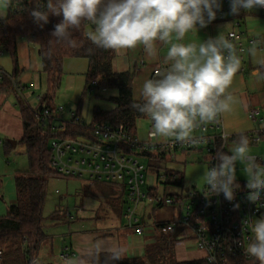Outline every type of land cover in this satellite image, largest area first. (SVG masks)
Segmentation results:
<instances>
[{
	"label": "clouds",
	"instance_id": "clouds-1",
	"mask_svg": "<svg viewBox=\"0 0 264 264\" xmlns=\"http://www.w3.org/2000/svg\"><path fill=\"white\" fill-rule=\"evenodd\" d=\"M18 2V0H17ZM29 15L41 28L50 16H62L53 26L49 40L54 45L77 48L74 34L82 25L89 26L88 41L95 48L112 50L126 55L130 50L142 49L155 55L159 46L167 48L163 61L150 78L140 86L139 96L132 107L151 121L144 140L146 148L157 143L207 144L204 136H196L198 128L216 123L233 111L235 98L230 91L240 68L234 43L223 33L199 44L183 43L189 33L207 27L217 18L221 0H31ZM13 0H0L9 7ZM231 15H239L264 8V0H229ZM0 18H3L0 16ZM89 53L93 49H88ZM254 51V49H253ZM233 136L235 147L229 153L217 151L209 155L203 166L202 181L206 197L223 194L225 200L235 199L237 162L245 165L247 199L252 203L264 196V163L249 154L250 140L245 130L225 126L221 140ZM239 207V205H235ZM251 237L243 248V255L254 264H264V216L245 221ZM126 248L115 239H96L78 256H61L62 264H114L124 259ZM209 257V260H213ZM30 264H42V257L34 256Z\"/></svg>",
	"mask_w": 264,
	"mask_h": 264
},
{
	"label": "built area",
	"instance_id": "built-area-1",
	"mask_svg": "<svg viewBox=\"0 0 264 264\" xmlns=\"http://www.w3.org/2000/svg\"><path fill=\"white\" fill-rule=\"evenodd\" d=\"M221 2L222 8L217 12V18L209 25L236 17L229 14V0H221ZM260 10L264 16V8ZM226 36L235 45L236 54L240 59L237 74H242L245 72L248 48L255 46L256 40L234 31L228 32ZM3 76L6 75L0 71V78ZM38 101H41V97ZM63 111V107H55L53 111L42 107L41 110L36 111L37 122L43 129H46L51 122L52 131H63L67 123L63 122V117L60 116ZM248 117L256 124V127L246 135L249 137L250 145H255L264 140V127L261 126L258 110H250ZM70 118V121L75 119V124L81 126L82 121L75 117V113H72ZM55 122L58 124L55 125ZM150 128L151 124L147 134ZM222 131V121L218 118L216 123L196 129L195 135L206 137L207 144L157 143L155 147L146 148L144 141L138 140L136 135H130L122 128L103 121L96 123L90 130L84 131L75 138L52 139L49 142L51 168L62 177L112 187L118 195L124 197L122 218L126 228L135 236L143 237L151 231L173 236L177 229H187L192 233L196 250L204 254L205 264H233V261L237 259L249 260L243 255V248L240 246L246 244L251 237L249 225L245 221L264 216V196L257 203L250 202L247 199L246 182L239 181L237 183L240 184V189L237 190L232 202L225 200L223 194L206 197L204 193H208L205 186L201 190L195 187L179 186L182 191L175 197L160 195L156 189L152 188L147 192L142 190L145 186L146 174L142 161L152 160L155 157L167 158L170 153L181 151L204 154L205 162L211 155L212 164H215L217 163L214 159L216 152L229 153L227 147L233 140L232 137L227 143L223 142ZM257 159L264 163L262 158L257 157ZM178 179L180 178L174 173L157 177L164 188L172 186L168 183ZM56 194L59 192L56 191ZM145 201L152 202L158 208L176 206L178 216L174 222L165 223L161 229L159 224L149 225L145 214L138 218V208ZM66 217L69 220L73 219L68 210ZM1 256L2 252H0ZM61 256L73 255L65 249ZM209 257L214 259L210 261Z\"/></svg>",
	"mask_w": 264,
	"mask_h": 264
},
{
	"label": "trees",
	"instance_id": "trees-1",
	"mask_svg": "<svg viewBox=\"0 0 264 264\" xmlns=\"http://www.w3.org/2000/svg\"><path fill=\"white\" fill-rule=\"evenodd\" d=\"M46 3V0H44ZM31 0H13L6 8V18L0 20V53L6 52L13 63L14 71L10 78L15 82L19 75L17 42L23 38L29 44H34L39 50L42 64V74L46 79L47 90L41 96L40 106L53 111V99L59 89L63 77V62L65 59H85L88 68L85 75L84 94L90 93L93 88L115 89L117 97L111 98L114 109L102 111L94 109L93 119L90 124L82 121L81 126L75 124V119L67 122L63 131H52L51 122L43 129L26 100L21 96L19 84H15L12 91L20 111L23 126V137L20 144L25 149L28 167L23 173L15 177L17 203L11 206L5 218L0 219V252L3 258L6 250L11 253L23 254V264H30L34 256L38 255L42 242L47 238L44 233L43 208L46 195L47 182L51 177L60 176L51 168L49 142L52 139L75 138L84 131L90 130L96 123L107 121L114 127L122 128L130 135H136V123L144 119L133 107V82L135 72L116 73L113 71L112 62L115 51L95 48L86 37L89 26L82 25L81 30L74 34L78 42L77 48H67L54 45L49 48V40L53 26L62 20V16H50L49 23L43 28L34 23L29 15L33 8ZM88 49H93L89 53ZM264 69V66H263ZM6 83H11L7 76L1 77ZM95 83V85L93 84ZM80 112L75 113L78 118ZM235 138H233L234 140ZM107 186L105 184L95 183ZM172 186H182L180 178ZM109 187V186H108ZM154 194V192H151ZM121 197V196H119ZM165 223H160V229ZM16 247V248H15ZM114 264H205V261L177 262L175 258L174 240L171 236L161 234L156 243L145 247L144 258H124ZM233 264H254L249 260L237 259Z\"/></svg>",
	"mask_w": 264,
	"mask_h": 264
},
{
	"label": "rangeland",
	"instance_id": "rangeland-1",
	"mask_svg": "<svg viewBox=\"0 0 264 264\" xmlns=\"http://www.w3.org/2000/svg\"><path fill=\"white\" fill-rule=\"evenodd\" d=\"M209 24L205 27L209 31ZM89 27L87 28V31ZM18 50L22 64L31 66L30 75H37L34 70L41 64L36 45L29 44L32 55L28 57V43L23 38H19ZM157 49H161L157 48ZM0 55L1 71L6 76L13 72V63L10 56L2 51ZM117 63L114 62V70H123L121 66L122 59L120 55L115 54ZM122 60V61H121ZM157 60V54L154 58ZM66 64L63 66V77L59 89L56 91L53 99L55 107H63L64 111L60 114L63 117V122L70 121L72 113L80 112L78 118L86 124H90L93 119L94 109L102 111H111L114 109V104L110 101L111 98L117 97L115 89H98L93 88L90 93L84 94V72L87 62L85 60L66 59ZM27 62V63H26ZM78 63L77 66H72L69 70L68 63ZM120 64H119V63ZM143 63L144 66L140 64ZM130 67H140V69L148 68V62L143 57V50L137 49L135 53L130 54ZM121 72V71H120ZM152 74V73H151ZM7 76V77H9ZM38 76V75H37ZM10 78V77H9ZM36 82V87L29 86L26 78L21 77L18 82L21 87L23 96L28 105L36 111L38 109V97L46 93L47 85L44 74L41 78L33 77ZM25 79V81L23 80ZM139 82L134 80L133 83V99L136 100L139 96ZM25 86V87H24ZM23 88H25L23 90ZM57 125L58 123H54ZM151 121L147 118L141 119L136 123V137L140 141H144L147 137V131ZM235 147L230 143L227 147L229 152ZM16 155L13 160L27 170L28 163L25 156V149L22 145H18L15 149ZM230 153V152H229ZM249 154L262 158L264 161V140L258 144L250 145ZM142 164L146 168L145 186L142 188L144 192L149 189H156L158 194L164 196L175 197L181 193V188L178 186L163 187L157 180L158 175L166 173H174L179 178L183 179L185 187H195L201 190L205 185L202 181H198V177L203 174V166L206 164L204 154H195L188 152H172L167 158H152V160H144ZM236 178L239 182L247 183V173L245 165L237 162ZM56 191L59 194H56ZM111 188L98 184H89L83 180L66 178L62 176L51 177L46 186V195L43 208L44 233L47 238L42 242L38 255L42 257V264H62L60 259V251L64 247H70L72 244L73 233L84 232L93 227L97 230H102L113 224L117 228L126 229V224L122 218L124 212V197ZM69 211L73 219L69 220L66 217V211ZM178 208L176 206H165L163 208L156 207L152 202L145 201L138 208V218L144 214L148 224L158 222H174L178 216ZM150 217V219H148ZM131 232V230H127ZM126 231V232H127ZM165 235V234H164ZM16 248V247H15ZM24 258L21 252L16 254L11 253V250L4 252L3 258L0 259V264H23Z\"/></svg>",
	"mask_w": 264,
	"mask_h": 264
},
{
	"label": "crops",
	"instance_id": "crops-1",
	"mask_svg": "<svg viewBox=\"0 0 264 264\" xmlns=\"http://www.w3.org/2000/svg\"><path fill=\"white\" fill-rule=\"evenodd\" d=\"M6 15V8L0 6V16L3 17L0 18V20L5 19ZM231 31L243 33L246 37L254 38L256 40V45L248 48L245 57V72L242 74H236V77L234 78L233 85L230 91L234 95L235 103L233 104V111L221 118L222 128L224 129L225 126H228L237 130L243 129L245 130V134H249L256 127V124L248 117V113L252 109H256L259 111L261 126L264 127V16L260 8L254 9L250 13L241 10L240 14L236 15L235 18H227L223 22H218L210 25L209 31L204 27L200 28L197 33L195 31L189 33L188 35H186L182 42L199 44L203 41H206L210 37H217L220 33H223L226 36V34ZM160 47L161 49H157L156 51L157 60H154L156 54L148 55L143 51V57L145 60H147L149 65L148 68L140 69V67H130V54L135 53V50H130L126 55H120V58L123 60H121L122 63L120 67H123V70H114L113 64L114 62L117 63L116 61H114L116 60V58H114L112 62L113 71L116 73L134 71L135 78L138 82L139 80L143 81L145 78H150L152 76L151 73H153L154 69L162 63L163 58L166 55L167 48L165 46H159L158 48ZM33 50H36L37 52L38 48ZM27 51L28 57L30 56V52L32 55L33 51L32 49L30 51L29 43L27 45ZM17 53L20 73L17 76L15 82L19 84L21 82L18 81L21 77H27L26 80L28 82H26L25 79L23 80L26 83H29V86L36 87L37 85L33 77L39 79L41 78L42 64L38 66L39 69L36 68L34 70V72L38 76H28L29 72L31 71V66H28V64H22L18 45ZM115 54L117 53L115 52ZM0 55H2V53ZM65 60L63 62L64 64H66ZM85 61L87 62V60ZM77 64L78 63L71 62L68 63L67 67L70 70L72 66H77ZM140 65L144 66L143 63H141ZM87 68L88 62L86 65V70L84 72V83ZM0 71H4L6 73V71L1 68V64ZM7 76H9V74ZM9 77L8 79L11 81V83L9 84L4 82L0 78V219L5 218L9 208L16 205L17 193L15 186V177L17 174L26 171L23 170L22 167L20 168V165L16 162V160L12 159V157L16 155V147L18 145H21L20 141L23 137V126L15 95L12 91V88L15 87L16 83ZM24 89L25 88H23V90ZM21 96L25 99L22 91ZM39 106L40 102L38 104V108ZM233 138L236 139L235 136H233ZM9 141H14L15 146L10 144ZM148 219H150V217H148ZM160 223L164 222H158L150 225L154 226L155 224ZM97 229V227H93L89 230H85L84 232L73 233L72 244H70V247H64L63 249H61L59 254L60 257L65 249H68L71 255L78 256L94 240L104 238L118 240L122 245H124L126 248V258H144L145 247L156 243L160 235L163 234L159 231H151L143 237H137L133 233L128 232L127 228L120 229L115 227L113 224L102 230ZM171 237L174 240L175 258L177 262L182 263L204 261V254L196 250L192 233L189 230H182L176 238H173V236Z\"/></svg>",
	"mask_w": 264,
	"mask_h": 264
},
{
	"label": "water",
	"instance_id": "water-1",
	"mask_svg": "<svg viewBox=\"0 0 264 264\" xmlns=\"http://www.w3.org/2000/svg\"><path fill=\"white\" fill-rule=\"evenodd\" d=\"M10 144H12L13 146H15V142L14 141H9ZM187 190V189H186ZM183 229H177L175 234L173 235V238H176L182 231Z\"/></svg>",
	"mask_w": 264,
	"mask_h": 264
}]
</instances>
